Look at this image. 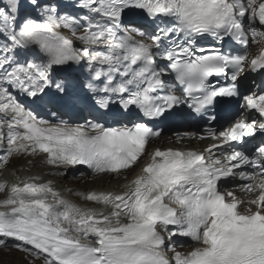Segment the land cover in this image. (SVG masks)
I'll use <instances>...</instances> for the list:
<instances>
[{"label": "snow or ice", "instance_id": "obj_1", "mask_svg": "<svg viewBox=\"0 0 264 264\" xmlns=\"http://www.w3.org/2000/svg\"><path fill=\"white\" fill-rule=\"evenodd\" d=\"M250 42L264 44V0H0V170L145 160L126 191L74 193L100 207L38 175L0 180V246L31 264H264V46ZM184 119L214 142L148 148Z\"/></svg>", "mask_w": 264, "mask_h": 264}, {"label": "bare ground", "instance_id": "obj_2", "mask_svg": "<svg viewBox=\"0 0 264 264\" xmlns=\"http://www.w3.org/2000/svg\"><path fill=\"white\" fill-rule=\"evenodd\" d=\"M45 118H49L47 116H45ZM65 119H69V117L67 116ZM160 140H163L162 143L160 145V147H179L176 143H172L170 142L171 139L169 138L168 135H164L160 138ZM156 140H153L151 142H155ZM181 145L185 146V147H194V148H203V144L202 143H196L193 141H188V142H183ZM208 145V144H207ZM156 146H152V148H154ZM19 158L28 160V163L25 162V167L28 166L29 169H27L24 173L22 174H18V171L14 172L13 175H11L9 172L6 174L5 178H2L1 180H7L9 182V184L12 183H16L22 180L27 179L29 176H41L42 178H44L45 180H52L54 181V184L56 186V188H58L62 194L69 198V196H67L66 194H64L63 192V186H71V184L69 183V181L74 180L75 182H78L79 185L83 186L88 182H91L88 186L92 187L90 190L94 189L97 191H114V192H123L126 191L127 188L125 187L126 184H128V182L130 180H132L137 174H139L141 167L143 166V163L145 162V160H143L138 168L129 176H127V179H123L124 181H120L118 180L116 183L114 179H112L111 177H109V175H115V174H99V175H89L88 178H84V176H81L80 173L79 174H75L79 169V166H75L73 168H69L66 171V174L61 175L60 172L64 171L63 169H57L54 166L51 165H47L42 161V157H32V156H19ZM138 165V164H137ZM128 171H122L125 172V175H127ZM121 172V173H122ZM51 177V178H48ZM98 179V180H97ZM76 185H78L77 183H74ZM88 186H84V188L88 187ZM72 193L74 194L75 192L72 191ZM4 196L0 199H3ZM73 200V199H72ZM81 203V202H80ZM83 203V202H82ZM88 203H92V202H88ZM93 204V203H92ZM87 206H91V205H87ZM95 207H100L99 205H93ZM6 251L4 250H0V258L4 255ZM9 255H20L21 253H17L16 250H11L9 249L8 252Z\"/></svg>", "mask_w": 264, "mask_h": 264}, {"label": "rangeland", "instance_id": "obj_3", "mask_svg": "<svg viewBox=\"0 0 264 264\" xmlns=\"http://www.w3.org/2000/svg\"><path fill=\"white\" fill-rule=\"evenodd\" d=\"M161 142H162V140H159V141H157V144H160ZM0 156H2V155H0ZM141 162H142V160H141ZM139 164L136 165L131 171L127 172V175L120 174V175H112L110 177L113 178V179L122 180L125 177L129 176L130 174H132L138 168ZM8 165L12 166V168L14 170V169L19 168V167H25V161L22 160V159L18 160V159H16L14 157V158H12L9 161ZM11 171H12V169H11ZM79 173H81V172L80 171H77L75 174H79ZM83 176H84V178H88V176L85 173H84ZM69 183L72 186L71 187H68V188H72L74 190H77L78 189L79 191H85V190H90L92 188V187L88 186L91 182H88V183H86L83 186L79 185L78 182H75L74 180L69 181ZM74 183H77L78 185H76ZM84 186H88V187L84 188ZM79 202L82 203L83 201L82 200H79ZM9 246H12V245H9ZM0 248H4V247L3 246H0ZM21 253H22V257L20 255H16V253H15V255H9V253H6L5 252L4 255L0 258V264H31L32 257L26 256L25 253H23V252H21ZM35 264H40V261L39 260L35 261Z\"/></svg>", "mask_w": 264, "mask_h": 264}]
</instances>
